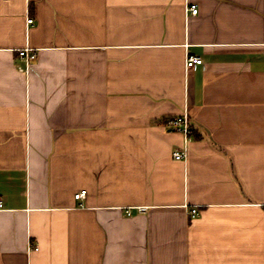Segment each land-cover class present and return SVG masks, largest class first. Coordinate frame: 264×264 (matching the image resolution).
Here are the masks:
<instances>
[{"label": "crops", "instance_id": "crops-1", "mask_svg": "<svg viewBox=\"0 0 264 264\" xmlns=\"http://www.w3.org/2000/svg\"><path fill=\"white\" fill-rule=\"evenodd\" d=\"M0 199V264H264V0H0Z\"/></svg>", "mask_w": 264, "mask_h": 264}, {"label": "built area", "instance_id": "built-area-1", "mask_svg": "<svg viewBox=\"0 0 264 264\" xmlns=\"http://www.w3.org/2000/svg\"><path fill=\"white\" fill-rule=\"evenodd\" d=\"M186 11L197 15L199 12V8L197 4H187ZM28 23H33V19H28ZM19 58L22 60L23 65L19 67V70L24 73H28L33 65V63L37 60V49L26 46L24 48L19 49L18 51ZM203 64V59L194 55H187L186 57V68L187 69H196L198 66ZM165 127L180 132L185 137V145L183 150H176L174 152V157L176 159H184L187 154V144L192 139L195 129L192 125L190 116L188 112L182 113L180 115L170 117L165 121ZM86 191H80L75 194L76 199H81L85 196ZM0 207H2V201L0 199ZM191 213L193 216L196 215L197 209H191Z\"/></svg>", "mask_w": 264, "mask_h": 264}]
</instances>
